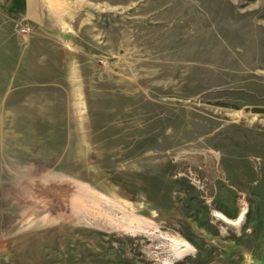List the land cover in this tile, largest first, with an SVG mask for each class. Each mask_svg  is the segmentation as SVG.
Segmentation results:
<instances>
[{
    "label": "rangeland",
    "instance_id": "obj_1",
    "mask_svg": "<svg viewBox=\"0 0 264 264\" xmlns=\"http://www.w3.org/2000/svg\"><path fill=\"white\" fill-rule=\"evenodd\" d=\"M242 234L264 0H0V264H264Z\"/></svg>",
    "mask_w": 264,
    "mask_h": 264
},
{
    "label": "trees",
    "instance_id": "obj_2",
    "mask_svg": "<svg viewBox=\"0 0 264 264\" xmlns=\"http://www.w3.org/2000/svg\"><path fill=\"white\" fill-rule=\"evenodd\" d=\"M229 228L235 229L233 226H229ZM235 237L238 238V240L246 243L250 247H253L254 248V252H256L258 250V248H260L264 244V241H262V240H261L262 242H258L257 241L258 239L255 238V236L248 237L246 234H242V236H240V237H238V236H235ZM256 241H257L258 244H255Z\"/></svg>",
    "mask_w": 264,
    "mask_h": 264
},
{
    "label": "bare ground",
    "instance_id": "obj_3",
    "mask_svg": "<svg viewBox=\"0 0 264 264\" xmlns=\"http://www.w3.org/2000/svg\"><path fill=\"white\" fill-rule=\"evenodd\" d=\"M189 251H190V248H189L188 245L185 246V247H177V248H176V254H177L178 256H184V255H186Z\"/></svg>",
    "mask_w": 264,
    "mask_h": 264
}]
</instances>
